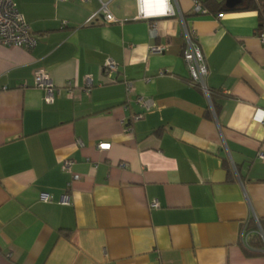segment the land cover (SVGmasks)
<instances>
[{
	"label": "crops",
	"instance_id": "obj_1",
	"mask_svg": "<svg viewBox=\"0 0 264 264\" xmlns=\"http://www.w3.org/2000/svg\"><path fill=\"white\" fill-rule=\"evenodd\" d=\"M14 1L39 42L0 49V264H264V250L245 252L249 221L264 219L260 13L196 15L177 0L216 113L191 83L177 18L154 38L136 0L113 2L110 25L88 22L98 0ZM40 69L53 104L33 86Z\"/></svg>",
	"mask_w": 264,
	"mask_h": 264
},
{
	"label": "built area",
	"instance_id": "obj_2",
	"mask_svg": "<svg viewBox=\"0 0 264 264\" xmlns=\"http://www.w3.org/2000/svg\"><path fill=\"white\" fill-rule=\"evenodd\" d=\"M57 2H66L68 0H56ZM82 3H88L91 0H80ZM116 0H98L99 9L88 20L89 23L96 21V19L102 16L104 22L108 25L117 24L120 21L111 12L110 6ZM137 4V17L136 20L146 21L149 24V29L152 37H159L158 20L177 18L180 21L181 33L185 40V48L183 52V58L187 64V68L190 75L191 83L199 88L202 93L207 97L211 107V92L207 86V77L209 74L206 59L199 47L195 33L189 28L185 21L184 15L177 6V0H136ZM178 9H177V8ZM195 12L206 14V11L201 8L199 3L195 1ZM66 24V23H64ZM259 39L264 45V32H259ZM39 42V37L31 33L30 26L25 16L19 11L17 4L14 0H0V49L4 47H18L33 49ZM166 46H158L152 49L153 52H163ZM104 73L109 74L112 71H116L117 64L114 60L109 59L103 66ZM35 88L45 91V101L48 104L55 102L56 96L60 93L59 89L55 86L50 76L42 69L37 70L34 76ZM91 87V85H88ZM128 92L132 91V84L127 83ZM89 89L87 90V92ZM68 92L74 93L73 86L68 85ZM143 106L147 108L149 101L140 98L137 100ZM143 114H138L132 117V122H137L143 119ZM254 119L264 125V110H257L254 115ZM131 131V128H127ZM81 145V144H80ZM98 150L106 151L111 148L109 143H100L97 146ZM263 158V155H261ZM75 162L72 160L65 161L63 169L67 173H73ZM75 180H80V176L73 174ZM42 200L46 203L52 201V198L43 194ZM66 197L63 203H68ZM158 203H154L153 207H158ZM247 236V234L245 235ZM247 238V237H246ZM245 238V240H246Z\"/></svg>",
	"mask_w": 264,
	"mask_h": 264
},
{
	"label": "trees",
	"instance_id": "obj_3",
	"mask_svg": "<svg viewBox=\"0 0 264 264\" xmlns=\"http://www.w3.org/2000/svg\"><path fill=\"white\" fill-rule=\"evenodd\" d=\"M199 3L201 8L206 11V15L217 16L223 13L229 12H242V11H258L260 13L259 32H264V17L262 12L264 11V0H242V3L233 9H229L225 6L227 0H195ZM196 15L201 14L195 12ZM185 21H187L184 15ZM211 101L216 113L218 112V106L215 103L214 94L211 93ZM262 230L260 235L259 230ZM248 232H253L254 235L248 240L247 248L245 252L248 256H255L259 251L264 250V219L259 220V225L254 219H251L247 226Z\"/></svg>",
	"mask_w": 264,
	"mask_h": 264
},
{
	"label": "water",
	"instance_id": "obj_4",
	"mask_svg": "<svg viewBox=\"0 0 264 264\" xmlns=\"http://www.w3.org/2000/svg\"><path fill=\"white\" fill-rule=\"evenodd\" d=\"M242 3V0H227L225 6L229 9H233L240 5Z\"/></svg>",
	"mask_w": 264,
	"mask_h": 264
},
{
	"label": "rangeland",
	"instance_id": "obj_5",
	"mask_svg": "<svg viewBox=\"0 0 264 264\" xmlns=\"http://www.w3.org/2000/svg\"><path fill=\"white\" fill-rule=\"evenodd\" d=\"M194 9H195V4H194Z\"/></svg>",
	"mask_w": 264,
	"mask_h": 264
}]
</instances>
